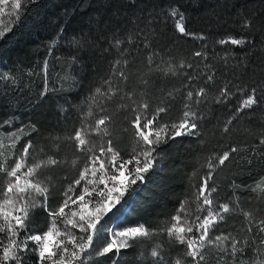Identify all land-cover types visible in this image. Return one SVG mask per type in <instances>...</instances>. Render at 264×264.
<instances>
[{"label":"trees","instance_id":"16d2710c","mask_svg":"<svg viewBox=\"0 0 264 264\" xmlns=\"http://www.w3.org/2000/svg\"><path fill=\"white\" fill-rule=\"evenodd\" d=\"M21 2L23 4L24 0ZM169 5L181 8L190 32L207 36L211 60L216 61L217 54L223 55L225 51H230L238 59L247 55L242 68L229 69L227 65L217 63L218 76L245 83L264 78L261 72L264 69V13H261L264 0H136V7H129L128 0H34L27 10H21L18 21L8 16L12 12L9 0L5 14L0 16V21H3L0 31L5 25L10 27L0 37V73L15 77V83L0 78V122L12 119L14 123L11 128H0V141L8 145L9 131L32 123L39 131L22 135L11 154L6 149L0 151H4L8 157L7 165L11 167L22 145L32 140L35 151L30 150L29 164L47 157L61 161L57 166L40 170V178L49 188L50 207L57 205L63 191L78 177L86 163L84 154L76 150L69 137L84 123L88 98L96 88L106 89V78H111L113 85L121 91L111 100L100 101L98 98L99 102L92 105L93 116L88 118L89 122L104 114L101 108L111 116L108 135L93 134L90 137L93 142L106 145L111 139L120 157L132 155L136 148L134 129L129 123L133 118V101H146L152 110L170 104L169 111L162 114L164 121L179 119L186 76L182 75L184 70L178 65L181 60L192 61L191 54L204 42L180 36L171 21L161 19L154 21L150 28L145 27L149 13L162 15ZM245 9L258 17L257 27L251 33L244 32L237 22L239 13ZM137 17L140 18L137 21L139 28L143 30L139 34L130 22ZM114 34L125 41L120 46L121 51L127 48L123 56L110 45ZM128 35L133 37L131 45L127 43ZM229 35L251 39L254 47L215 44L216 40ZM82 37L87 39L81 40V44L71 43L73 38L79 40ZM149 56L153 57L152 65L148 64ZM117 59L122 61L117 71L123 70L126 80L113 75L112 65ZM123 60L128 61L127 65ZM232 63L235 64L236 60ZM169 64L177 66V75H165L157 70V65L164 69ZM191 71L188 70L189 73ZM45 87L48 92L42 96ZM169 92L173 93L174 99H169ZM128 94H131V99H128ZM214 94V91H209V96ZM235 103L236 97H233V108ZM200 108L205 115L199 121L200 135H183L162 144L157 149L160 156L155 166L145 174L143 182L129 189L124 197V207L101 220L108 229L143 224L153 232L150 238L138 240L131 248L122 249L116 257L117 264H156V261L175 264L177 260L181 264H190L191 257L184 254L185 246L176 244L166 229L186 198L190 202L189 209L195 211V188L200 182L199 177L207 172L202 165H206L208 158L233 146L239 147L241 152L231 164L217 171L214 176L217 192L213 197L219 203L236 201L239 207L210 235L229 232L234 236L247 235L249 245L242 255L238 254L237 261L242 260L243 264L264 261V245L261 244L264 233L254 228L246 234L243 216V212L248 211L255 218L264 217V192L259 189L253 191L257 182L264 180V145L259 143L264 133V106L249 111L238 122L234 121L229 134L222 129L231 108L225 109L215 103L201 105ZM62 109L67 111L62 112ZM5 179L0 173V185ZM260 188H264V183ZM29 223L37 232H43L49 226L46 213L39 207L30 213ZM104 242L102 235L95 245ZM153 249L159 253L155 258L151 256ZM206 251L207 264H233L232 260L218 261V252ZM28 264H36L35 255L29 257ZM87 264H112L111 254L93 256Z\"/></svg>","mask_w":264,"mask_h":264},{"label":"snow or ice","instance_id":"6c2138e0","mask_svg":"<svg viewBox=\"0 0 264 264\" xmlns=\"http://www.w3.org/2000/svg\"><path fill=\"white\" fill-rule=\"evenodd\" d=\"M11 2L12 12L8 16L18 21L21 18V10H27V6L34 0H24L23 4L21 0H11ZM8 4L9 0H0V16L5 14ZM128 6L136 7V0H128ZM261 13H264V9H261ZM161 19L171 21L180 36L204 42L199 50L191 54L194 58L192 61L181 60L178 65L179 69L184 70L182 75L186 76L183 84L184 103L179 119L173 122L164 121L162 114L169 111L170 104L152 110L146 101L139 103L133 101L131 107L133 118L129 123L134 129L136 148L133 149L132 155L129 158L120 157L111 139L107 140L106 145L103 142L98 144L93 142L90 139L93 134L101 137L108 135L111 116L101 108L100 111L104 114L98 115L89 122L88 118L93 116L92 105L99 102L98 98L100 101L111 100L121 91L113 85L111 78H106L104 80L106 89L102 91L101 88H96L95 93L88 98L84 123L69 137L74 142L76 150L84 154L86 163L78 177L63 191L62 198L55 207L49 206L50 192L48 185L40 178V170L57 166L61 161L47 157L29 164L30 150L35 151L32 140H27L22 145L11 167L7 165L8 157L5 156L4 151H0V173L6 177L3 185H0V264H28V259L32 255H35L36 264H87L93 256L105 257L109 254L112 264H117L116 257L122 249L131 248L138 240L150 238L153 232L143 224L123 230L108 229L101 224V220L109 213H114V210L120 211L124 207V197L129 193V189L138 182H143L145 174L155 166L160 156L157 149L179 136H199V121L205 118L201 105L215 103L225 109L231 108L228 118L223 122L222 130L225 134L230 133L234 121L238 122L249 111L264 106V78L245 83L236 82L231 78L225 80L217 75V63L227 65L229 69L242 68L247 61V55L238 59L230 51H225L223 55L217 54L216 61L211 60L207 36L188 30L187 18L177 5H169L162 15L149 13L145 27L150 28L154 21ZM139 20L140 18L137 17L136 20L130 21L136 26L138 34L143 31L137 23ZM257 21L258 17L245 9L239 13L237 22L244 32L251 33L256 29ZM8 30L10 27L5 25L4 30L0 31V37H3ZM144 38L147 41V36ZM86 39V37L79 40L73 38L71 43L81 44V40ZM132 40V35H128V45H131ZM124 42L114 34L110 45L123 56L127 52V48L122 51L120 49ZM215 44L235 45L241 48L254 47L251 39L236 38L231 35L216 40ZM233 60H236L235 64L232 63ZM121 63L120 59L115 60L112 72L114 76L126 80L124 71H117ZM127 63V60H123L124 65ZM148 64H153L152 56L148 57ZM189 69L192 70L191 73L188 72ZM157 70L165 75L178 74L177 66L172 64L164 69L157 65ZM44 71L47 72V62ZM261 72L264 73V69H261ZM235 75L236 73L233 72V76ZM0 78L10 79L13 84L15 83V77L7 74L0 73ZM210 90L215 94L209 96ZM47 92L48 89L45 87L41 95H46ZM168 97L170 100L174 99L173 93L169 92ZM233 97H236L234 108L231 105ZM128 99H131V94H128ZM66 111L67 109H62V112ZM13 123L12 119L5 120L0 122V128L4 126L11 128ZM38 131L34 123L9 131L7 138L10 143L5 145L0 141V149H6L11 154L15 151L22 135H32ZM259 143L264 145V133L261 134ZM240 152L239 147L233 146L208 158L206 165H202L207 168V172L199 177L200 182L195 188V211L189 209L190 202L186 198L166 229L169 237L176 244L185 246L184 254L186 257H191L190 264H207L206 250L218 252L220 254L217 257L218 261L232 260L233 264H243L242 260L237 261V256L242 255L244 248L249 245L247 235L234 236L231 232L226 235H210L239 207L236 201L219 203L213 197V193L217 192L214 181L217 171L231 164ZM193 175L197 174L193 173ZM89 176L92 179H88ZM261 183H264V180L258 181L253 191L259 189L264 192V188H260ZM37 207L43 209L49 221L47 230L43 232L35 231L29 223L30 213ZM243 216L246 221L244 225L246 234L251 233L254 228L264 233V217L255 218L248 211H244ZM102 235L105 237V242L96 246L95 241ZM261 244L264 245V239L261 240ZM158 255V251L153 249L151 256L155 258ZM156 264H159V261H156ZM175 264H181V261L177 260ZM258 264H264V261Z\"/></svg>","mask_w":264,"mask_h":264},{"label":"rangeland","instance_id":"374dc122","mask_svg":"<svg viewBox=\"0 0 264 264\" xmlns=\"http://www.w3.org/2000/svg\"><path fill=\"white\" fill-rule=\"evenodd\" d=\"M109 229H112V227H110ZM116 230H123V229H116Z\"/></svg>","mask_w":264,"mask_h":264}]
</instances>
